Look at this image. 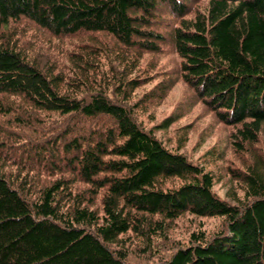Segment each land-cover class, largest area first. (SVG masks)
<instances>
[{"label": "trees", "instance_id": "trees-1", "mask_svg": "<svg viewBox=\"0 0 264 264\" xmlns=\"http://www.w3.org/2000/svg\"><path fill=\"white\" fill-rule=\"evenodd\" d=\"M195 1L0 0V264H264V157L253 152L241 174L243 194L233 191L229 202L214 192L211 171L168 148L128 103L139 86L128 76L165 39L153 26L166 7L182 17L170 34L182 78L222 122L240 126V148L257 141L264 130V0H207L185 17ZM21 19L55 37L112 35L123 65L113 76L93 74L105 49L85 43L66 74L19 45L12 22ZM100 118L108 125L97 127ZM176 120L170 114L159 126ZM35 123L54 135L34 140L41 134ZM30 152L41 166L17 157ZM169 179L180 182L167 186ZM98 197L101 210L93 207ZM185 213L223 223L212 233L194 231L156 262L130 260L127 233L140 250L152 248V237L165 236Z\"/></svg>", "mask_w": 264, "mask_h": 264}, {"label": "rangeland", "instance_id": "rangeland-1", "mask_svg": "<svg viewBox=\"0 0 264 264\" xmlns=\"http://www.w3.org/2000/svg\"><path fill=\"white\" fill-rule=\"evenodd\" d=\"M206 2L207 0L193 2L192 9L194 11L185 17H192L196 10L205 7ZM181 18L170 12L166 7L161 10L159 20L153 28L164 33L165 39L158 42V50L144 52L139 67L132 72V76H128L138 78L139 82V86L133 92V97L128 103L135 105L137 120L145 128L153 130L168 148L183 153L192 162L203 167L206 171H211L214 174V192L221 198L234 203L235 198L231 193L234 191L238 196L243 194L241 174L246 169L244 165L246 162H252L255 154L253 152L264 157V130L259 133L256 142L245 143L243 141V144L245 143L244 148H240L238 146L240 137H237L236 134L240 126L222 122L216 112L182 78L180 56L176 52L173 41L170 40L171 31L179 24ZM12 24V31L17 33V39H19L21 47H26L32 56L37 55L38 58H43L44 61L50 60L58 66L57 68H63L66 74L73 71L74 62L72 57L75 55L74 51H79L78 49L83 44L86 45L85 43L100 45L105 49L102 55L99 54V65L97 64L99 68L97 67V71L94 66L92 69L93 74H98L104 69L106 77L113 76L114 72L118 71L117 69H120V66L123 65L120 61L122 59L121 54L114 51L115 48L121 46V43L105 32L86 31L79 34L55 37L27 19H21L15 23L12 22ZM117 60H119V64ZM110 84L113 86L111 81ZM163 84L169 87L160 97V92L164 90ZM153 93H156V95L153 96ZM145 96L151 97V100L145 99ZM170 114L177 115V120L167 128H161L159 124ZM2 117L0 116V122L3 123ZM51 118L59 122L63 116L54 113ZM91 123L94 125L95 121L93 120ZM2 125L8 126L5 123ZM92 125L88 126L89 130H86L87 132L93 130ZM104 125H108L107 119L100 118L96 126L101 127ZM35 126L38 129L37 133L41 134L34 137V140L41 137L38 141H44L47 137L54 135L49 128L42 130L44 129L43 125L35 123ZM11 129L15 130L17 128L12 127ZM24 133L32 134L27 129ZM22 144L34 145L31 142ZM31 154L32 152L22 153L17 157L24 158L31 166L33 164H36L37 167L41 166V163H32L29 160ZM179 182V179H169L166 185L174 186ZM76 184L78 189H82L87 185L81 181ZM101 206V197H98L93 207L101 210ZM222 223L220 218L200 217L185 213L170 222L169 229L166 232L167 236L154 235L152 237V248L147 247L145 250H140L139 245L141 243L133 233H127L125 236L128 239L123 238V243L127 244L130 250L129 258L133 262H142L143 259L145 263L156 262L160 253L168 255L171 253L173 246L178 244L187 245L190 235L194 231L206 229L212 233L221 228Z\"/></svg>", "mask_w": 264, "mask_h": 264}, {"label": "bare ground", "instance_id": "bare-ground-1", "mask_svg": "<svg viewBox=\"0 0 264 264\" xmlns=\"http://www.w3.org/2000/svg\"><path fill=\"white\" fill-rule=\"evenodd\" d=\"M148 25V24H147ZM149 32V31H148Z\"/></svg>", "mask_w": 264, "mask_h": 264}]
</instances>
